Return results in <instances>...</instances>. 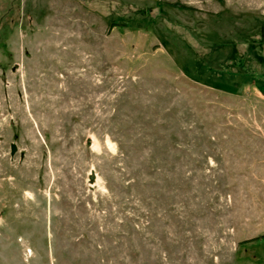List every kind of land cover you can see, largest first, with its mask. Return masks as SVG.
Masks as SVG:
<instances>
[{
  "label": "rangeland",
  "instance_id": "obj_1",
  "mask_svg": "<svg viewBox=\"0 0 264 264\" xmlns=\"http://www.w3.org/2000/svg\"><path fill=\"white\" fill-rule=\"evenodd\" d=\"M0 264H264V0H0Z\"/></svg>",
  "mask_w": 264,
  "mask_h": 264
},
{
  "label": "water",
  "instance_id": "obj_2",
  "mask_svg": "<svg viewBox=\"0 0 264 264\" xmlns=\"http://www.w3.org/2000/svg\"><path fill=\"white\" fill-rule=\"evenodd\" d=\"M15 151H16V148H15V147H13V148H12V152L14 153Z\"/></svg>",
  "mask_w": 264,
  "mask_h": 264
},
{
  "label": "trees",
  "instance_id": "obj_3",
  "mask_svg": "<svg viewBox=\"0 0 264 264\" xmlns=\"http://www.w3.org/2000/svg\"><path fill=\"white\" fill-rule=\"evenodd\" d=\"M114 26H116V25H114ZM254 77H256V75H254ZM257 78V77H256ZM257 240V239H256Z\"/></svg>",
  "mask_w": 264,
  "mask_h": 264
}]
</instances>
